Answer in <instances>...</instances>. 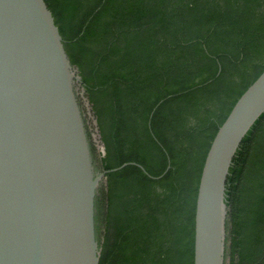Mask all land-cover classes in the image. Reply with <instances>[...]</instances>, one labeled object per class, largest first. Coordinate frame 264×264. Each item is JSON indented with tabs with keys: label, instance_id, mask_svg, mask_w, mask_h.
I'll return each instance as SVG.
<instances>
[{
	"label": "trees",
	"instance_id": "1",
	"mask_svg": "<svg viewBox=\"0 0 264 264\" xmlns=\"http://www.w3.org/2000/svg\"><path fill=\"white\" fill-rule=\"evenodd\" d=\"M43 1L95 119L94 167L127 164L95 197L98 264H193L205 156L264 70V0ZM224 201L228 264H264V113L235 152Z\"/></svg>",
	"mask_w": 264,
	"mask_h": 264
},
{
	"label": "water",
	"instance_id": "2",
	"mask_svg": "<svg viewBox=\"0 0 264 264\" xmlns=\"http://www.w3.org/2000/svg\"><path fill=\"white\" fill-rule=\"evenodd\" d=\"M74 70L43 0H0V264L99 262L98 181L127 164L95 174ZM263 113L264 70L235 102L205 156L193 264L225 262L228 170Z\"/></svg>",
	"mask_w": 264,
	"mask_h": 264
},
{
	"label": "rangeland",
	"instance_id": "3",
	"mask_svg": "<svg viewBox=\"0 0 264 264\" xmlns=\"http://www.w3.org/2000/svg\"><path fill=\"white\" fill-rule=\"evenodd\" d=\"M74 76L76 78L74 87H75V91H76L77 97L79 99V102L81 104V110H82L83 118L85 120V123L88 127L89 132L91 133L92 143L96 149L97 154H99V151L101 152L100 147L98 148V146H99V144H98L99 143V141H98L99 134L97 132L98 130L96 131L97 128H96L94 116H93L92 111H91V106L89 105V103L87 102V100L84 97L83 90L80 87V83L78 81L79 77H78L75 70H74ZM94 170H95L96 175H98L100 173V171L97 169V166L94 167ZM104 184H105V182H104L103 178L98 181V186H97V191H96V194H97L96 199L97 200H99V198H100V191L104 188ZM229 258H230V255H229V241H228L224 264L229 263Z\"/></svg>",
	"mask_w": 264,
	"mask_h": 264
},
{
	"label": "built area",
	"instance_id": "4",
	"mask_svg": "<svg viewBox=\"0 0 264 264\" xmlns=\"http://www.w3.org/2000/svg\"><path fill=\"white\" fill-rule=\"evenodd\" d=\"M96 131H97V129H96ZM98 132V131H97ZM98 141H99V146H98V148L100 147V149H101V152L99 151V154H102L103 155V147H102V145H101V142H100V139H98Z\"/></svg>",
	"mask_w": 264,
	"mask_h": 264
}]
</instances>
